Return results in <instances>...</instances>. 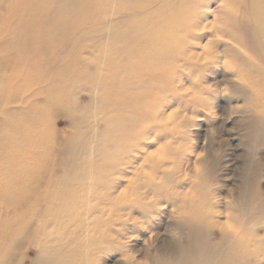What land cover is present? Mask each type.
<instances>
[{"label":"bare ground","instance_id":"bare-ground-1","mask_svg":"<svg viewBox=\"0 0 264 264\" xmlns=\"http://www.w3.org/2000/svg\"><path fill=\"white\" fill-rule=\"evenodd\" d=\"M259 7L263 15L258 20L251 11L252 21L244 26L250 33L243 45L264 66V4ZM196 10L191 0H0V168L14 167L20 157L25 164L21 169L15 166L20 177H4L8 169L0 175V264H11V245L19 242L36 247L37 257L30 264H97L100 252L122 246L129 220L130 236L141 235L162 203L180 211L169 239L156 257L131 264H262L259 241L249 238L254 228L243 231L222 224L216 213L179 192L184 184L178 182L180 177H133L138 168L129 171L125 166L132 164L125 158L132 157L143 128H165V106L147 110L153 78L159 94L165 89L162 80L175 68L190 74V68L199 66L201 58L188 42L201 23L200 17L191 16ZM34 54L43 57L44 69L50 68L55 55L68 58L59 71L65 82L38 91L15 89V61L22 65ZM251 68L246 63L243 67ZM259 81L264 84V69ZM82 88L90 96V113L70 96ZM39 94L47 96L41 109L34 100ZM48 111L87 118L77 146L60 154L67 177L39 172L43 158L53 159V149L61 146L39 130ZM31 158L37 162L36 177H25ZM124 182L133 188L129 200L116 195ZM213 226L222 230L223 241L209 246L204 237Z\"/></svg>","mask_w":264,"mask_h":264},{"label":"rangeland","instance_id":"rangeland-1","mask_svg":"<svg viewBox=\"0 0 264 264\" xmlns=\"http://www.w3.org/2000/svg\"><path fill=\"white\" fill-rule=\"evenodd\" d=\"M242 1L191 0L198 6L191 16L200 17L201 23L196 30L193 29L188 42L201 58L199 66L190 68V74H187L188 70L175 68V73L169 79L162 80L161 89H165L159 94L155 92L157 78H153L152 87L154 84L155 88L152 92L149 88L151 99L147 110L165 106L164 114H161L165 128H143L138 135L141 136L140 143L130 153L132 157L125 158L126 162L132 164L125 166L130 168L129 171L138 168L133 177L157 178L161 173L168 177H180L178 182L184 184L179 192L187 194L189 200L201 209L216 213L222 224L228 223L243 231L254 228L253 232L248 231L249 238L251 242L258 240V249L264 252V84L259 81V71L264 66L244 47L250 33L244 26L252 21L251 11L258 20L263 15L259 3L264 4V0ZM171 20H176L175 16ZM199 38L202 40H195ZM52 56L53 53H50L49 57ZM42 58L34 54L22 65L15 61L19 79L15 89L38 91L41 87L65 82L66 77L59 71L69 59L55 55L50 68L44 69ZM245 63L250 67L253 65V68L245 71ZM201 65L205 68L200 69ZM179 73L184 75L178 78ZM75 91L77 94H71V99L77 101L81 110L87 109L90 113L89 93L85 88ZM55 95L63 97L62 92ZM46 98L43 94L34 96L39 109L45 107ZM67 112L48 111L38 124L42 134L50 138L53 136L54 143H61L60 147L53 149L50 155L53 159L43 158L39 172H44L45 177H67L60 166L63 161L60 154L77 146L78 135L85 127L83 121L87 119L86 116L79 112L77 120L76 115ZM16 161L15 166H20V169L25 166L23 157ZM27 162L29 172L25 173V177H36V159L31 158ZM15 166L3 165L0 175L6 171L8 174L4 173V177H20L22 173L19 174V168ZM129 177H132L131 174ZM132 189L130 184L124 182L116 195H123L129 200ZM157 208L158 214L149 220L148 228L145 226L139 236H130L132 220H129L126 223L127 235L121 240L122 246L116 245L100 252L97 264H131L133 260L145 261L147 256L156 257L169 239L171 226L177 222L175 217L178 211L163 203ZM233 217H240V221H229ZM131 218L140 221L137 214H132ZM221 232L214 226L208 228L204 238L209 246L223 241ZM9 254L11 264H30L37 257V250L19 242L18 245H11Z\"/></svg>","mask_w":264,"mask_h":264}]
</instances>
